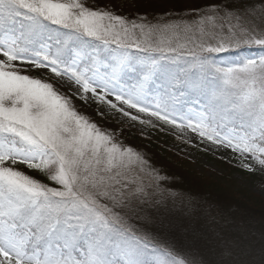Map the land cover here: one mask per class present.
Returning a JSON list of instances; mask_svg holds the SVG:
<instances>
[{
  "label": "snow or ice",
  "instance_id": "6c2138e0",
  "mask_svg": "<svg viewBox=\"0 0 264 264\" xmlns=\"http://www.w3.org/2000/svg\"><path fill=\"white\" fill-rule=\"evenodd\" d=\"M185 11L137 22L96 0H0V264H202L130 223L153 173L77 104L264 170V0Z\"/></svg>",
  "mask_w": 264,
  "mask_h": 264
},
{
  "label": "rangeland",
  "instance_id": "374dc122",
  "mask_svg": "<svg viewBox=\"0 0 264 264\" xmlns=\"http://www.w3.org/2000/svg\"><path fill=\"white\" fill-rule=\"evenodd\" d=\"M163 1L169 3L175 0H149L147 5L150 8H155L156 4ZM116 2L118 6L124 9L131 10L134 8L132 0H116ZM185 2L202 4L205 0H183V3ZM249 2L251 0H236L229 4L221 3V5L226 6L229 10H235L243 8ZM162 13L166 12L163 11ZM149 14L143 17H147ZM160 16L155 13L153 17L147 18L155 22L156 19H161ZM107 121L138 134L139 137L156 145L161 151H166L169 158L171 157L185 167L194 170L197 175L203 176V179L207 180L206 182L218 183L220 186L228 188L235 197H244L247 207L254 206L257 201H261L264 210V170L257 166L255 171H247L242 166V162L249 163V160H242L241 157L230 151L218 150L209 142H201L199 137L187 132V130L180 133L175 131L173 127L160 125L156 129L173 138L166 141L157 137L152 128L148 126L134 124L132 121L125 123L126 118L119 114L110 117ZM150 206L151 204H143L144 211L150 213L139 212V218L134 216L133 218L137 220L132 218L130 223L134 224L138 233L146 234L151 242L164 248L166 242H171L178 251L191 252L198 256L202 260V264H264V220H262L264 211L258 217L254 215V219L250 220L249 223L242 220H239L242 223L229 221L232 226L226 227L229 223L221 222L222 225L218 223V225L195 230L189 228L185 219L183 222H177L178 218L174 222L168 223L158 221L156 227V224L153 225L154 223L151 222L152 217H155L156 214ZM252 214L254 213L252 212ZM257 219L261 220L256 222ZM173 223L178 224L173 225ZM225 248L230 250V257L222 256Z\"/></svg>",
  "mask_w": 264,
  "mask_h": 264
},
{
  "label": "trees",
  "instance_id": "16d2710c",
  "mask_svg": "<svg viewBox=\"0 0 264 264\" xmlns=\"http://www.w3.org/2000/svg\"><path fill=\"white\" fill-rule=\"evenodd\" d=\"M132 1L134 8L131 10L118 6L116 0H96V3L101 7L110 5V11L115 15L124 17L130 21L140 22V18L148 13L150 14L147 17H153L156 13V15H161L160 17L162 18V14H165L162 12H167L169 8L185 9L186 11L183 15L188 16L192 14V12L187 11L189 9L196 11L200 8H205L209 4H229L236 0H205L202 4L193 2L183 3V0H175L169 3L163 1L162 3L156 4L155 8H150L147 5L149 4V0ZM163 4L164 6H162ZM248 51L254 53L259 51V49H248ZM131 54L135 56L144 55L134 50H132ZM77 104L84 114L90 116L101 127L115 132L126 147L133 148L147 160V168L153 173L155 179L151 189L154 194L148 199L146 204H151L150 208H152L153 212L155 211L156 216L152 217L151 222L154 223L153 225L156 224V227L158 221L168 223L174 222L176 218H178L177 222H183L185 219L189 228L195 230L204 229L206 226L218 225V223L222 225V223H229V221L242 223L239 221L242 220L249 223L251 222L250 220L254 219V215L258 217L264 211L261 201H257L254 206L247 207V202L244 197H235L228 188H224L218 183L206 182L207 180L203 179V176L197 175L194 170L187 166L185 167L182 163L173 160L171 157L169 158L166 151H161L153 143H149L147 140L139 137L138 134L118 124L101 119L94 109L84 107L79 101H77ZM152 130L159 138H163L166 141L173 139L159 129L152 128ZM37 178L42 179V177ZM140 207L144 208L143 204ZM143 212H145L144 209ZM145 213L150 212L147 211ZM259 220L261 219L255 221L258 222ZM133 222L137 223L135 221ZM175 224L178 223H173V225ZM169 225L171 226V224ZM231 226L230 223L226 225V227ZM156 245L164 249L161 245Z\"/></svg>",
  "mask_w": 264,
  "mask_h": 264
},
{
  "label": "bare ground",
  "instance_id": "6f19581e",
  "mask_svg": "<svg viewBox=\"0 0 264 264\" xmlns=\"http://www.w3.org/2000/svg\"><path fill=\"white\" fill-rule=\"evenodd\" d=\"M175 131H177L176 129H174Z\"/></svg>",
  "mask_w": 264,
  "mask_h": 264
}]
</instances>
